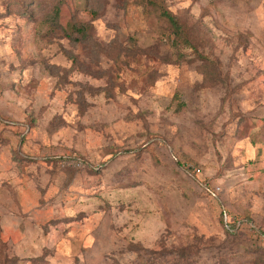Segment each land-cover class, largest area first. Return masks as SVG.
<instances>
[{
	"label": "rangeland",
	"instance_id": "374dc122",
	"mask_svg": "<svg viewBox=\"0 0 264 264\" xmlns=\"http://www.w3.org/2000/svg\"><path fill=\"white\" fill-rule=\"evenodd\" d=\"M162 1L0 0V264H264V0Z\"/></svg>",
	"mask_w": 264,
	"mask_h": 264
},
{
	"label": "trees",
	"instance_id": "16d2710c",
	"mask_svg": "<svg viewBox=\"0 0 264 264\" xmlns=\"http://www.w3.org/2000/svg\"><path fill=\"white\" fill-rule=\"evenodd\" d=\"M157 2H154V11L157 12V17L162 20L163 22L165 21L167 23L168 30L171 31V34H173L174 37V45L177 47H194V43L190 40L189 35H188V30L187 28L189 27L188 24L181 22L180 19L172 13L168 8H165L164 3L162 0H156ZM32 4V2H30ZM55 16L57 13L54 14ZM54 20V18H51ZM49 26H53V23H50L48 21ZM71 31H75L80 34V36H85L87 32V27L83 24H78L71 26ZM235 224L231 225V228H234ZM228 231H230V227L227 228ZM258 250V248H257ZM255 250V251H257ZM255 251H252L255 253ZM193 261H188L186 264H192Z\"/></svg>",
	"mask_w": 264,
	"mask_h": 264
}]
</instances>
